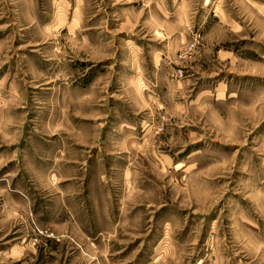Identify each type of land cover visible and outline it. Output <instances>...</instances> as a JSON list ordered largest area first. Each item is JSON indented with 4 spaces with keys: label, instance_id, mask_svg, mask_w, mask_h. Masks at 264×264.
<instances>
[{
    "label": "rangeland",
    "instance_id": "374dc122",
    "mask_svg": "<svg viewBox=\"0 0 264 264\" xmlns=\"http://www.w3.org/2000/svg\"><path fill=\"white\" fill-rule=\"evenodd\" d=\"M0 264H264V0H0Z\"/></svg>",
    "mask_w": 264,
    "mask_h": 264
}]
</instances>
